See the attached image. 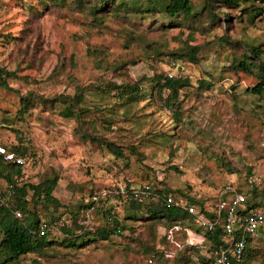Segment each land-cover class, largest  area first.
<instances>
[{
    "label": "rangeland",
    "instance_id": "rangeland-1",
    "mask_svg": "<svg viewBox=\"0 0 264 264\" xmlns=\"http://www.w3.org/2000/svg\"><path fill=\"white\" fill-rule=\"evenodd\" d=\"M121 1L130 0L93 14L78 0H0V66L20 78L10 81L14 91L0 89V146L24 153L21 185L58 181L55 202L37 209L54 228L53 245L46 256L15 264H149L154 256L153 264H208L184 232L168 241L148 208L146 219L129 220L121 190L150 183L206 199L212 212L222 187L245 194L249 171L264 176V97L247 92L255 75L233 67L251 46L264 53V11L251 19L252 3L238 10L215 4L216 19L207 0H191L198 18L171 19L159 7L139 14L118 7ZM257 6L264 9V0ZM166 77L184 81L177 98L163 89ZM125 84L139 86V99H118ZM30 95L37 103L22 116L21 98ZM93 196L101 207L91 225L103 226L111 211L127 230L65 247L64 228ZM251 249L253 264H264V236Z\"/></svg>",
    "mask_w": 264,
    "mask_h": 264
},
{
    "label": "trees",
    "instance_id": "trees-1",
    "mask_svg": "<svg viewBox=\"0 0 264 264\" xmlns=\"http://www.w3.org/2000/svg\"><path fill=\"white\" fill-rule=\"evenodd\" d=\"M79 3L87 4L88 10L96 14L102 11L104 5H108L115 0H97V3L90 5V0H78ZM260 0H207V6L211 10L212 17L218 18L220 16H215L214 11L217 9L213 5H220L227 10H238L241 6H245L248 3H252L250 6L251 19H255L263 15L264 9L257 6V2ZM89 5V6H88ZM118 7H127L131 9L133 13L150 12L159 7L169 18H198L201 14L197 12L193 2L191 0H130L121 1ZM247 7L242 10L247 11ZM247 13V12H246ZM254 16V17H253ZM223 17L225 21L230 17L229 14H224ZM192 61H196L197 49L191 48ZM264 53H262L260 46H251L248 48L247 53L243 57L236 61L233 66L236 71H241L244 73L253 74L257 78V83L254 87L247 89V92L256 97H264ZM20 79L16 72L10 71L7 68L0 66V89L7 91H14L10 86L11 80ZM162 87L170 94V99L177 98L179 94V89L184 86V81L180 78H168L163 79ZM104 90L101 89L97 91V94H102ZM117 97L121 100H130L131 102L139 99L142 94L139 86L128 85L117 89ZM84 91L80 90V93L76 96V101L82 103L84 101ZM37 103V100L33 98L32 95L22 96L21 98V110L22 116H25L30 109ZM178 105L175 103L170 104V109L177 110ZM74 112H72V115ZM4 147V146H3ZM6 148V147H5ZM13 152L18 157H23L24 153L21 155L16 149L9 150ZM113 153L118 156H122L118 151L114 150ZM24 158V157H23ZM27 165V164H26ZM25 165V166H26ZM25 167H20L14 163H7L0 157V179L4 180L7 189L4 193L0 191V198L6 200L8 206H0V264H15L20 262V260L30 254L39 255V257H44L47 251L53 245L54 242H49L48 237L53 226L49 222L41 221L40 216L37 212L38 207L55 202L53 197V192L57 186L58 181L56 179H48L44 183L39 185L24 184L21 185L20 182L15 180L17 176L22 177V170ZM253 171H249V175H246V185L249 186V190L245 193L247 197V210L241 213V217H245L255 210L262 202L264 196L263 186H257L253 179ZM144 185V184H143ZM151 187L152 195L150 198H143V201H136L132 198V187H127L126 193L119 195V198L123 200L129 198L127 201L130 203V208L132 210V215L129 216L131 221H140L146 219L142 216L145 212V208H148L146 214L149 215L151 221H157L164 223L165 234L174 225L188 224L192 229H197L194 224L192 216L180 206L167 205L168 198L172 197L175 202H179L181 199L186 200L188 205L197 206L200 211L209 219L214 218V214L210 213L206 209L208 204L206 199L203 198H193L184 194V197L180 196L177 192L170 189H160L158 190L155 185L146 183ZM139 187V186H138ZM228 185L222 187L225 190ZM232 187V186H231ZM96 196L86 202L85 206H81L83 210L80 214H77L73 218L72 227L64 228L63 233L66 236L63 240L62 245L65 247H73L80 249L82 247H87L91 244H96L103 241H109L115 236H121L125 230H127L124 223L119 221L117 217L113 215L111 211L104 212V217H106V222L103 226L99 228H94L91 225L94 215H98L100 211L101 200H95ZM99 197V196H98ZM218 200V198H217ZM34 204V209L30 206ZM20 212L22 214L21 218L16 217V213ZM47 224L49 229L45 236L40 237L38 231L42 224ZM82 232V234H77V232ZM199 231V230H198ZM207 233V232H206ZM164 234V235H165ZM264 236V229H261L259 235ZM256 238H252L248 241L245 254H244V264H253L252 258V244ZM166 238V236H164ZM207 244L205 248L200 249L203 252V258H205L208 264H212V255L214 251L225 246L226 236L224 230L221 226L212 233L206 234ZM195 248V247H194ZM155 257V256H154ZM149 260V264L154 263V259Z\"/></svg>",
    "mask_w": 264,
    "mask_h": 264
},
{
    "label": "built area",
    "instance_id": "built-area-1",
    "mask_svg": "<svg viewBox=\"0 0 264 264\" xmlns=\"http://www.w3.org/2000/svg\"><path fill=\"white\" fill-rule=\"evenodd\" d=\"M0 157L7 163H14L17 166L25 167L26 160L23 157L16 156L15 153L9 152L5 147L0 146ZM257 186H263L264 189V176H255L252 178ZM15 180L19 182L16 176ZM122 194L126 190H121ZM132 198L136 201H143L151 197V187L148 185H141L133 188ZM99 197H95L98 200ZM247 197L240 191L231 186L227 187L219 193L217 206L214 211V218H207L197 206L188 205L186 200L181 199L175 202V199L170 197L167 200V205L180 206L186 210L193 218L194 224L199 230L192 229L188 224L174 225L170 228L165 236L168 241H173L175 234L185 233L187 236V244L195 248H205L207 244L206 234L214 232L217 227L221 226L224 230L226 240L225 246L214 251L211 259L212 264H244V254L248 241L256 238L261 229H264V196L261 204L250 214L241 217V213L247 210ZM0 206H8L6 200L0 198ZM16 217L21 218L20 212L16 213ZM49 226L42 224L38 231L40 237L46 235ZM207 232V233H206Z\"/></svg>",
    "mask_w": 264,
    "mask_h": 264
}]
</instances>
